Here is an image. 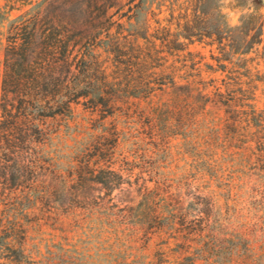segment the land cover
<instances>
[{"label":"rangeland","instance_id":"obj_1","mask_svg":"<svg viewBox=\"0 0 264 264\" xmlns=\"http://www.w3.org/2000/svg\"><path fill=\"white\" fill-rule=\"evenodd\" d=\"M80 1L100 33L102 0ZM107 16L134 46L144 22L156 38L187 22L201 38L156 40L164 58L145 72L116 74L95 49L107 81L154 90L105 88L110 109L81 99L47 120L29 207L27 184L13 187L27 171L0 160V264H264V0H117ZM2 59L0 44V83Z\"/></svg>","mask_w":264,"mask_h":264},{"label":"trees","instance_id":"obj_2","mask_svg":"<svg viewBox=\"0 0 264 264\" xmlns=\"http://www.w3.org/2000/svg\"><path fill=\"white\" fill-rule=\"evenodd\" d=\"M116 3L117 0H102L94 4L100 19H103L98 27L100 33L95 34L86 30L90 25L91 11L89 6L84 8L80 0H5V5L0 8L3 52L0 160L5 163L13 161L17 171H27L26 180L17 178L13 183L14 188L27 184V207L31 206L38 176L44 169L41 160L44 147L51 141L52 132L47 130V120L71 119L72 106L81 99L87 100L92 108L110 109L114 97H105V88L117 94L120 91L133 94L127 90H139L141 93L154 90V85L148 81L132 86L107 81L106 69L98 63L95 49L111 55L113 71L120 74L132 69L145 72L146 65L164 58L159 57V46L181 51L186 45L179 41L180 37L169 40L172 35L156 38L147 34L145 22L142 24L145 33L132 35L136 41L143 40L142 45L134 46L119 32L113 36L103 23L108 22V11ZM17 4H22L20 7L27 4L29 9L10 18L9 13L18 10ZM79 17L82 19L80 22L77 21ZM187 23L181 30L180 39L201 38L200 33L188 34L194 27ZM163 32L168 30L161 29ZM156 40L160 42L159 46ZM171 45L173 47H169Z\"/></svg>","mask_w":264,"mask_h":264}]
</instances>
